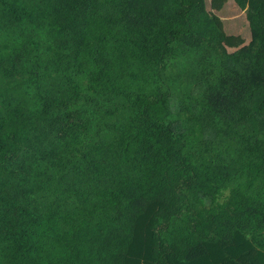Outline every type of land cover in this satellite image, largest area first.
Returning a JSON list of instances; mask_svg holds the SVG:
<instances>
[{
	"label": "trees",
	"instance_id": "1",
	"mask_svg": "<svg viewBox=\"0 0 264 264\" xmlns=\"http://www.w3.org/2000/svg\"><path fill=\"white\" fill-rule=\"evenodd\" d=\"M0 264H264V0H0Z\"/></svg>",
	"mask_w": 264,
	"mask_h": 264
}]
</instances>
